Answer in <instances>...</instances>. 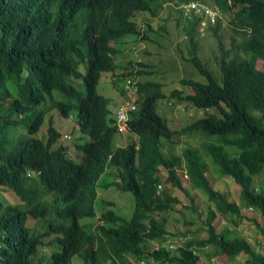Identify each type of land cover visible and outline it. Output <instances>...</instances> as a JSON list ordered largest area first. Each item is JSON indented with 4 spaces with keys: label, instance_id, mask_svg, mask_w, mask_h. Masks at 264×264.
<instances>
[{
    "label": "trees",
    "instance_id": "16d2710c",
    "mask_svg": "<svg viewBox=\"0 0 264 264\" xmlns=\"http://www.w3.org/2000/svg\"><path fill=\"white\" fill-rule=\"evenodd\" d=\"M182 1L188 0H139V4L135 0H0V192L11 190L17 196L15 202L0 197V264H71L78 251L84 264H106L110 255L104 248L94 249L82 239H70L64 208L84 200L93 204L97 181L108 169L114 177L108 184L131 192L134 200L132 217L113 230L119 245L112 251L123 264H131L128 256L132 253L139 254L138 243L144 237L164 240L168 232L166 212L177 198L168 188L159 190L161 169L171 178V186L181 191L184 188L177 170L184 169L192 187L207 196L209 205L202 224L206 237L190 238L178 253L167 248L155 251V260L160 264H196L201 254L206 255L203 248L211 245L230 259L245 252L251 261L264 264V256L255 253L245 238L229 239L215 231L217 211L239 216V207L211 186L206 176L208 163L199 149L186 145L175 153L167 144L182 134L219 135L218 142L206 143L207 154L218 164L220 175L230 176L240 185L246 205L264 217V178L254 185V176L264 168V70L255 66L257 58L264 63V0H201L233 12L234 18L230 35L214 33L220 82L195 50L190 52V61L206 80H187L192 93L182 99L204 114L183 127L168 126L167 119L157 112V100L163 96L161 84L146 82L140 87L143 100L128 121V131L136 139L129 137L124 145L113 146L116 129L106 115L97 114V100L73 99L66 93L76 50L100 47L87 59L83 76L84 82L97 79L101 70L115 68L108 54L111 49L103 43L106 35L142 36L144 31L132 18L136 11L157 15L164 4ZM53 91L65 94L62 100L56 99ZM56 108L64 117L75 110L79 130L90 136L75 143L83 152L81 163L73 160L59 141L60 132L53 126L50 112ZM46 117L47 131L38 138L36 133ZM29 171L39 174L32 178L26 175ZM48 193L53 199L42 201ZM55 211L57 215L51 214ZM155 213L165 215L157 219ZM48 216L51 219L43 233H35L27 224L29 217ZM188 232L175 234L185 236ZM51 233L56 236L48 244L58 245L59 250L49 256L38 254L37 246Z\"/></svg>",
    "mask_w": 264,
    "mask_h": 264
},
{
    "label": "clouds",
    "instance_id": "9594fccd",
    "mask_svg": "<svg viewBox=\"0 0 264 264\" xmlns=\"http://www.w3.org/2000/svg\"><path fill=\"white\" fill-rule=\"evenodd\" d=\"M135 1L139 4V0H135ZM165 5H171L177 9V11L179 13V17L177 19V24H178L179 29H180V24H181L182 30L180 29V31L184 35V39L189 43V50L186 53V56H185L186 59L183 60L181 63L174 62V60L177 61L176 58H174V60L160 59L157 63V66L159 67V63H161V62L171 63L174 65H177V64L181 65L184 62H186V60L191 62L190 61V52L192 49H194L196 56L206 66L208 65L210 68L209 61L204 60L205 55H203V54H200V57H199L198 50H199V53H203L204 44L208 45L209 43H213V46H215V43L217 44V39L214 36L215 31H217L218 34H221L218 30H220V25L222 26L224 18L228 17V22L230 24V20L232 18H234V13L224 11L220 6H218L217 4H215L213 2L211 4L209 1H201V0L182 1L178 4H175L173 2L172 3H166L163 5V7ZM137 12H148V11H136L134 13L132 18L138 24V22L134 18L135 14H137ZM152 16H156V15H152ZM147 24H149V28H147V26H146ZM141 30L144 31V34L142 36L141 35H139V36L127 35L124 37H118L115 35H106L105 36L103 43L111 49V51H109L108 54L111 56V58L115 64V68L113 70H101L99 72L97 79H92V80H88V81L84 82L83 76L86 73L87 59L92 58L98 52L100 47L94 51H91L88 49L76 50L75 55H74L75 61H74L73 74L69 75L66 78L68 80L66 83L70 86V88L68 90H66V93L71 94L70 97H72L73 99H75V98L78 99V98L84 97L86 100H88L90 98L97 100V104H98L97 114L106 115V118L110 122V126L115 127L116 134H123V133L128 134V135H130L131 139H136V136L129 133L128 121L130 119V115L134 111L138 110V107H139L141 101L143 100L144 94H143V92L140 91L141 85L146 83V82H154V83L158 82L161 84V91H162V88L166 87L165 84L161 80H158L156 78L155 79L157 81L150 80V78L155 73L151 74V76L145 80H139V78H138V76L150 74L152 72L151 64H149L150 56L148 54L149 53L148 50L144 52V55L146 56V62L142 61L140 58H134V59L131 58V59H127V60L126 59L125 60L120 59L122 52L124 51V49L126 47H129L131 40L145 41V40L150 39L153 42L157 43V41L155 39L154 40L151 39L147 34V32L149 30L150 31L152 30L149 22H144L143 25L141 26ZM162 30H163V32H161L159 35L161 37H165L167 35V31L163 28H162ZM243 31H244V29H243ZM230 33H231V31H230ZM230 33H229V35H230ZM130 36H132V37H130ZM236 36H238V35H236ZM191 37H194L193 38L194 42L192 44L190 43V40H189V39H191ZM202 43H203V45H202ZM158 45L160 47H165L164 44H162L160 42H158ZM196 45H197V48H194L193 46H196ZM227 46H229V42H227ZM212 51H213L212 56L214 57V59H215V57L219 56L218 46L215 48H212ZM216 51H217V53H215ZM162 54H163V50H160V55H162ZM215 61H216V59H215ZM255 63H256V61H255ZM216 64H217V62H216ZM81 65H83L85 68V72L83 74L79 71V67ZM192 65L197 70L196 66L193 63H192ZM114 71H118L117 74L123 77L124 84L122 86H117L116 87L117 92L114 91L110 94H106L104 92V90L99 91L98 88H99V85L101 84L100 83L101 82V76H102L101 74L114 72ZM197 72H198V70H197ZM177 77L179 79V81H178L179 84L177 83ZM190 77L191 76L185 74L184 72L181 71L180 68H178V72L172 78H170V79L163 78V79L168 80L171 83H175V85L172 86L171 88H165V90L167 91V94H168V91L172 89L170 92V96L175 97L180 101H185V102H187V104H189V106H192L189 101L182 99V97L184 95L192 93L191 87L188 85V83H186L187 80L193 79ZM202 77L204 78V81H205L206 80L205 77L204 76H202ZM114 78H115V72L112 75V79H114ZM74 79H81L82 80V84L85 88V93H81L79 91V89L74 85V82H75ZM204 81H202V82H204ZM181 86L182 87H189L191 89V92L185 93L181 89ZM175 87H179V88H175ZM53 93H54L56 99H59L58 98V96H59L58 92L53 91ZM162 93H163L162 97H164V92L162 91ZM179 94L181 96L180 98H179ZM63 95H65V94H63ZM63 95H61V96H63ZM168 97H169V95H168ZM66 99H67V101H73V99H68V98H66ZM158 100H157V102H158ZM180 101H176V103L177 102L182 103L183 104L182 109L185 110L184 109V106H185L184 103L180 102ZM172 102H173L172 98L169 97V99L167 101V105L171 106V108L176 105V103L173 105ZM156 105H157V103H156ZM189 108H187V109L189 110ZM56 110H58V109L56 108ZM198 110L202 112V114H201V116H202L204 114L203 110L202 109H198ZM210 111H212V109ZM157 112H158V110H157ZM169 115H176V114L172 113V114H167L166 116H163L167 119L168 123H170V118L168 117ZM177 118H179V117L177 116ZM96 119L98 121H100V124L103 126L102 121L99 120L98 118H96ZM172 128H175V127H172ZM178 128H180V127H178ZM75 129H77L78 137L74 138V139L71 136V134L63 133L59 130H57V131L60 132L59 141L61 142L62 145L66 146V148H67L66 152L77 163H81L83 160V152L82 151L80 152L75 147V143H82L84 141H87L90 139L89 138L90 136L82 133L79 130L77 122L75 123ZM61 134H62V137H61ZM197 135H203V134H197ZM205 136H207V135H205ZM219 139H220V136L218 135V141H219ZM67 140H72V142H71L72 145L67 147V145H65ZM171 142L172 141H170L168 143H171ZM207 143H209V142H207ZM190 146H193V145H190ZM193 147H195V146H193ZM228 148L229 147H226L227 151H228ZM169 150L171 151V148H169ZM180 152H178V153H180ZM111 169H114V168H111ZM208 169H209V166H208ZM109 170L110 169H108L103 174H108ZM161 170H165V169H161ZM177 172L179 174L180 179L184 178L183 175H185L186 180L189 182L188 176H187L184 169H178ZM207 173H208V170L206 172V176L209 179V175ZM38 174H39V171H37L36 173H34V171L33 172L29 171V173L28 172L26 173L27 176H31L32 178L36 177ZM159 175H160V171H159ZM218 176H224V175H220V173L218 171ZM228 177L232 179V177H230V176H228ZM117 179L118 178H116V180ZM160 179L162 182L161 177H160ZM210 184L213 187L212 182ZM107 185H109L108 182H102L101 178L97 181L96 196H95V201L93 204H88L87 201L84 200V201H81L79 203L73 204L68 208H64V211L67 213V220H66L65 226L72 232L70 239L73 240L74 242L77 239H82V240L86 241L84 245H90L94 249L104 248L109 253L110 258H112V259L108 258V261L106 264H123L119 258L115 257V253L112 251V248H117L119 245V242H118L117 238L115 237L113 230L115 227H117L121 224L122 220H124V219L128 220L132 216L130 218H125V217L121 216L118 213L119 209L118 210L114 209L115 203L112 200L105 199L101 202H98L99 189H104ZM182 186H183V184H182ZM189 186L192 187L190 182H189ZM162 188H167V187H162V184H160L159 190ZM173 189H175L179 192L181 191V190L177 189L176 187H173ZM173 189L168 188L169 194L172 197L177 198L176 196L172 195L171 191ZM194 189L196 190V188H194ZM159 190H158V193H159ZM185 190L186 189L184 188V191ZM197 190H200V189H197ZM215 190H218V189H215ZM184 191H182V192L184 193V195L186 197L189 198L190 207L193 209V211L200 212L201 210L197 207L196 204L193 203L194 202L193 201V198H194L193 195L189 196V195H187L186 191L185 192ZM202 198L206 202V207H208L209 202L207 201V196L202 197ZM50 199H53L52 193H48L41 198L42 201H46V200L50 201ZM179 202L180 201L177 198V202H175L173 204V208L170 210L173 213L172 217H174V211L173 210L175 209V206H176L175 204H177ZM120 207L121 206H119V208ZM170 211H168V212H170ZM168 212H166V216H165V217H167V220L165 221V227H166V222H169L168 221V215H167ZM48 213H50V212H48ZM206 213H207V211H206ZM51 214H56V211L51 213ZM161 215H165V213L153 214V216L157 219H161ZM82 217H90L91 220L84 222V223H80L79 219ZM28 219L29 220H28L27 224L32 219H35L36 222H40L43 225V229H44L42 232H36L33 228L32 229L35 233H43L46 230L48 221L51 219V216H48L44 219L33 218V217H29ZM170 220L173 221L172 219H170ZM182 220H184V219H182ZM182 220H181V222H182ZM184 221L186 224H190V222H191L189 220H184ZM167 231L172 233V235L168 234V232H167L165 235H163L164 240H161V239H158L155 237L154 238L150 237V239L148 237H144L145 238L144 241H141L138 243L139 254L143 253V256L139 257V254L135 255L132 253V256L131 255L128 256V260L130 261V263L131 264H160V262L158 260H155L152 257V255L155 251H160L163 248H167L170 252L178 253V251H179L178 249L182 248L184 243L190 239L188 234L183 236V235H177V234L173 233L172 230H167ZM55 236H56V234H54V233L46 235L43 238L44 244L37 246V251H38V247H42L44 245L48 246L50 248V251L47 253L46 252H42V253H46L49 256L54 251L53 250L54 246H58V245H54V244H48V241L53 239ZM45 238H48V240L45 241L44 240ZM39 254H41V253H39ZM74 255H78L82 259V261H85L84 258L81 256L79 251L75 252ZM148 260H150L151 263H149ZM197 262H198V260H197ZM99 264H105V263L102 261ZM162 264H164V263L162 262Z\"/></svg>",
    "mask_w": 264,
    "mask_h": 264
},
{
    "label": "rangeland",
    "instance_id": "374dc122",
    "mask_svg": "<svg viewBox=\"0 0 264 264\" xmlns=\"http://www.w3.org/2000/svg\"><path fill=\"white\" fill-rule=\"evenodd\" d=\"M179 17V13L177 9L171 5H165L156 16H152L148 12H137L135 14L134 18L138 22L139 26L141 27L144 22H149L152 30L148 31L147 34L151 39H155L157 41L153 42L152 40L148 39L145 41L142 40H131L129 47H126L124 51L122 52L120 59L121 60H127V59H134V58H140L142 61L146 62V56L144 55V52L148 50V54L150 56V61L149 64H151V70L152 72L150 74H145L142 76H138L139 80H145L148 79L151 74H154L150 80L157 81L161 80L165 84V88H171L172 86L175 85V83H171L166 79L172 78L177 72L178 68L181 69L182 72L185 74L191 76L190 78H193L198 81H204V78L197 72L195 67L192 65L191 62L186 60L183 64L179 65H174L171 63H166V62H161L159 63V67L157 66V63L160 59L163 60H174V58L177 59V61L174 60V62H179L181 63L183 60H185V56L187 51L189 50V43L184 39V35L181 33V24H180V29L177 24V19ZM167 31V35L165 37H161L159 34L163 32L162 28ZM182 30V29H181ZM222 35H229L231 31L230 24L228 22V17L224 18L222 26L220 25V30H218ZM132 37V36H130ZM158 42L164 44L165 47H160L158 45ZM227 44V43H226ZM203 45V43H202ZM217 47V44L215 43V46H213V43L204 44L203 46V53H199L198 50V55L200 57V54L205 55L204 60L209 61L210 68L214 71L216 74L218 81L220 82L219 78V72L217 68L216 61L214 57L212 56V48ZM160 50H163V54L160 55ZM217 53V51L215 52ZM79 71L83 74L85 72V68L83 65L79 67ZM162 71V72H161ZM115 72V78L112 79V75ZM114 72H109V73H102L101 75V84L99 85L98 90L104 92L106 94H110L114 91L117 92V86H122L124 84L123 77L118 75V71ZM179 77V76H178ZM177 77V83L179 84V79ZM156 78V79H155ZM74 85L79 89L81 93H85V88L82 84L81 79H74ZM165 88H162V91L164 92V97L160 98L157 102V110L161 116H166L167 114H172L175 113L179 118H177L176 115H169L168 117L170 118V123H168V126L170 128L175 127H183L193 121L195 118H198L201 116L202 112L196 109L193 106H189L187 102L185 101H180L175 97L170 96L171 90L167 91ZM179 88V87H175ZM181 89L187 93L191 92V89L189 87H182ZM172 98L173 102L172 104L174 105L176 101H180L184 103V109H182L183 104L177 102L174 107L171 108V106L167 105V101L169 97ZM63 96H58L62 100ZM67 100V99H66ZM190 107V108H189ZM189 108V110L187 109ZM52 115V120H53V125L56 127L57 130L71 134V136L74 138L78 137L77 129H75V123H76V111L71 110L68 117H63L58 110L52 109L51 111ZM213 113H216V110L212 109ZM48 128V120L47 117L44 120V123L40 127V130L36 133V136L40 138V134H45L46 130ZM62 137V134H61ZM130 137L128 134H116L113 139V146L116 145H124L126 143L127 138ZM218 141V136L216 135H211V136H205V135H186L182 134L177 137H175L171 143H168V145H171V151L178 153L181 151L182 147L186 145H193L197 147L203 157V159L208 163L209 169H208V175L213 182V174H218L219 171V166L213 162V160L210 158V156L207 154L205 150V145L207 142H217ZM72 140H67L66 144L67 146L72 145ZM204 142V143H203ZM71 143V144H70ZM231 152H237L235 148H228ZM181 173V172H180ZM160 177L162 178V187H167L169 189H173L171 186V178L167 176V173L165 170H160ZM184 178H181V182L183 184V187L186 189L187 195H193V203L197 205V207L201 210L200 212H195L193 209L190 207V201L189 198L184 195L182 191H178L180 194L181 201L177 204H175V209L174 211V217L178 221L177 223L171 221L173 213H171L168 216V228L173 231V233L176 232H183V231H193V230H198L200 228L199 222L205 221L206 218V202L202 198L200 199L198 195L202 197H206L204 193L201 190H195L193 187L189 186V182L186 180L185 175H183ZM264 178V168L263 170L258 173L256 176H254V184L257 185L261 183V180ZM102 182H109L113 181L114 177L109 175V174H103L101 177ZM235 183V182H234ZM235 185H237L235 183ZM12 192L11 190H9ZM10 192H7L6 190H3L0 192V197H4L5 199L9 201H17V196L14 194L12 195ZM198 194H196V193ZM16 196V197H15ZM105 199H109L114 201V206L116 210L119 209L118 213L125 217V218H130L132 215V210H133V195L129 191H122L118 190L114 185H107L104 189H99V195H98V202H101ZM119 206H121L119 208ZM189 220V221H195L197 225H185L183 226L181 223V220ZM91 220L90 217H82L79 219L80 223H84ZM29 226L33 228L36 232H42L43 225L40 222H36L35 219H32L29 223ZM214 224V223H213ZM220 226V225H219ZM178 229L180 230H177ZM189 229V230H188ZM204 231L200 229L199 231V236H201ZM206 235V234H205ZM45 241L48 240V238L44 239ZM53 250H59L58 246H54ZM50 248L48 246H42L38 247L37 253H42V252H49ZM245 254V256L250 259L251 255L242 252ZM203 259H206V257H203ZM149 263L150 260H148ZM211 264L210 260H203L204 264ZM71 264H84L82 259L78 255H74L71 259Z\"/></svg>",
    "mask_w": 264,
    "mask_h": 264
},
{
    "label": "crops",
    "instance_id": "0c3cea01",
    "mask_svg": "<svg viewBox=\"0 0 264 264\" xmlns=\"http://www.w3.org/2000/svg\"><path fill=\"white\" fill-rule=\"evenodd\" d=\"M255 66L260 70H264L263 61L260 58L256 59ZM212 176L214 179L212 182L213 187L222 191L228 201L234 202L236 205H238L240 213L239 216H236L230 212H217V217L213 222L215 231L217 233L223 232L229 239H233L235 236L245 238L255 253L264 256V217L261 216V213L258 209L246 205L245 201L241 198V187L238 183L235 182L237 184L235 185L234 181L228 176H218V174H213ZM209 181L211 183L210 178ZM258 185L259 184L255 186ZM171 192L172 195L176 196L179 201H181L182 197L177 190L173 189ZM198 197L202 199V196L198 195ZM171 213L172 211L168 212L167 215L169 216ZM172 220L175 223L178 221L175 219V217H172ZM194 222L195 221H191L190 224H186L185 221L182 220V222L179 223H181L183 226L197 225ZM168 224L169 223L166 222V229L170 230L167 226ZM199 224L200 228L198 230L191 231L188 229V235L190 238L198 239L206 237L205 233L199 236V231L202 229L203 223L199 222ZM177 230L180 229L177 227ZM203 249L207 251L206 255L201 254L197 264H204L203 260L207 259L211 261V264H259L257 261H251V258L248 259L242 252L230 259L225 253H218L211 245H207ZM203 249L201 248V250ZM203 257H206V259H203Z\"/></svg>",
    "mask_w": 264,
    "mask_h": 264
}]
</instances>
